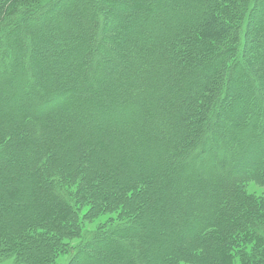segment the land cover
<instances>
[{"label": "rangeland", "instance_id": "rangeland-1", "mask_svg": "<svg viewBox=\"0 0 264 264\" xmlns=\"http://www.w3.org/2000/svg\"><path fill=\"white\" fill-rule=\"evenodd\" d=\"M30 1H33L34 4V0ZM76 1L78 0H62V3H64L62 9H60L62 5L52 10L50 5H46V10H50L47 16L39 14V10L42 11L43 9H35L33 12L27 11L24 14H21L23 9H20L13 15L9 3L0 4V8L3 5L5 7L2 8L0 16V49L10 48L11 51H15V37L17 36H19V40L24 42L21 52V57L24 60L23 65L17 67L14 63V66L17 67L15 68L12 67L13 64L11 63L10 68L11 70L13 68V71L8 73L7 81L2 85L3 92L0 94V132L5 137L3 141H0V152L9 153L11 158L7 166L5 165L6 162H2L3 160L0 159V264H138L139 262L152 264L158 259L163 260V256L158 258L161 253L165 255V263H167L168 258H173L174 261L171 264H174L175 261H180V258H191L181 254L182 249H185L186 246L187 250L196 253L197 257L195 256V260L191 259L189 261L187 259L188 261L178 262L177 264H212L206 256L212 254L214 250L212 246L215 241L210 242L205 236L202 235V237L200 231L218 223L224 224L225 228L227 224H231L232 220L226 223L220 221L221 211L219 212V210L229 206L224 203L225 197L229 203L233 201V210L239 198V192L244 193L246 198L264 201V153L262 156L260 153L263 151L260 149L255 150V146L262 143H255L253 141L255 137L251 134V126L256 120L255 114L257 108H259L258 103L261 102V105H264V63L255 64L253 62L256 58L255 55L251 57L248 56L249 54L246 55L244 62L245 60L248 61L251 72L249 71V76L244 77L245 71L242 68L238 70V66L235 68L238 75L243 78H240L241 82L235 84L233 94H231L230 89L232 88L230 85L228 96L223 102L219 97L222 95L221 85L224 83L222 81L225 79V73L219 76L217 79L219 82H216L217 85L214 83L215 86L204 87L205 82L203 83L202 79L197 80L198 86L195 88L197 92L192 93V95L189 94L190 96L181 94L180 88L184 87L183 81L176 79L177 73L173 71L171 66H167L166 59L160 61L159 75L156 76L157 73L154 72L151 77L153 80L151 86H155L151 88V92L154 93V97L162 99L160 103L166 100H182L180 101V110L175 106L174 112H172L185 119L183 122L186 125L182 123V130H179L181 133L185 131L187 133L180 134V136H184L182 145L191 144V142L194 144V140H196V142H200L195 144L200 149L201 147L204 149H202L203 152L198 148L191 150L188 154H181L179 159L169 156L164 163L166 165L165 169H171L170 178L168 179L175 182L174 186L178 188V192H181V196H184L176 199L174 194L178 192H173L174 194L171 193L170 202L167 201L166 203L174 209L171 210L172 220L178 219L173 227H182L180 224L184 220L192 222L193 225L185 232L186 235L183 234L184 237L177 231L170 232L164 229L166 228V222H164V219H161V222L159 221L161 218L160 212H158L159 215L153 213L151 216L149 214L139 216L141 212L138 206L152 210L151 206L154 200L151 201V198L144 199V201L138 199L123 201L120 200V194L115 196L117 190L114 191L115 193L113 192L115 188L113 187L114 184L112 185L113 182L109 180V183H107L106 173H108V170L105 168L106 163L126 165L128 162L125 160V155L122 154V148L118 150L119 152L116 149V152V144L111 142L109 138H106V140L110 146H113L111 149H114V151L106 153L99 151H96V153L92 147L87 145L82 148L78 143L74 144L73 141L69 146L62 147L63 145L59 143L60 140H57L56 146H52L48 155L51 158L50 161H47L49 158H46L48 166L42 167V165L36 163L38 158L35 159L33 156L40 149L38 141L43 138L40 132L42 133L41 129L44 127H40L36 120L42 112L38 107L45 105L46 109L44 111L55 105L60 106L61 109L65 106L69 107V102L75 99L77 92L72 93L71 89H74L76 85L68 80L63 82L61 86H57L58 92L49 93L46 88L48 85L52 86L50 81L52 78L49 76V78L43 80L41 76H36L34 74V62L42 61L43 57H48L49 61H55L63 55H70L77 50L80 42L77 39L72 41L70 38L65 39L63 36H58L53 43L47 44L45 39L50 37V33L55 28L61 26L66 31L72 30L76 36H85L86 31L91 30L94 32L95 37L89 36L93 40L89 39V45L82 46V50L86 49L88 54L84 55L82 60H78L76 64L79 66V62H83L87 67H93L90 70V73L94 75L89 79L91 84L99 82L105 73L108 74V69L113 72L112 77H114V80L116 78L119 80L123 75L120 71L128 66L132 54L140 51L142 45L145 44V42H141L146 41L145 39L149 35L151 36L146 45L153 43L151 39L153 36L155 42L159 39L162 41L167 38L166 36L170 32L178 31L184 26H187L186 28L194 26L198 23L197 21H200V23L205 22L207 24L205 28L208 30L213 15L208 13L200 15V11L203 12V10H197L198 8L196 9L195 5L189 3H183L182 7L180 6L181 9H178V6L168 5L170 10H179L181 16L175 18L176 20L171 18L172 21L167 22L168 19L163 14H166L168 7L164 8L160 14L157 12L155 16H148V19L142 17V12L128 8V5H126L128 0L119 1L118 5L120 7L117 6V9H115L113 25L109 31L111 38L121 41L122 49L121 51L118 49L116 52L113 45L105 42V40L101 41V37H99L103 28L106 27V22L100 24L96 20L90 25V29L85 31L87 26L85 24L86 16H88V13H95L97 10V13L102 15L104 12L102 5H98L96 7L98 9H91L92 6L90 5L86 11H80L72 6ZM84 1L86 0H81V2ZM144 1L150 3L151 6L155 3L158 4L155 0ZM236 1L240 9H232V14L236 17V21L232 23L236 27H240V30L233 32L234 35L238 36L243 33L241 28L244 25L250 1ZM236 1L234 0V2ZM97 2L99 3V0ZM161 5L163 4L159 2V6ZM9 16L13 18L10 21L7 20ZM65 16H68L66 23H58L56 18H65ZM261 16L263 15L260 14ZM260 17L259 21H256L257 23L264 19H260ZM97 18L99 17L97 16ZM118 19L119 21H117ZM204 31L201 35L202 38H216L215 34L212 36L209 31ZM104 34L105 31L102 32V35ZM252 38L253 34L250 36L251 40ZM62 43L64 44L63 47ZM162 45L164 46L163 43ZM217 45L224 46L226 43L217 41ZM112 52L117 55L115 58L110 57L113 54ZM1 54L5 56L2 51ZM159 57L161 58L162 55L160 54ZM138 59L150 62V56L145 53ZM2 62L4 63V61ZM9 63H6L7 66H10ZM229 63L232 64L233 62L230 60ZM57 66L55 63H51L46 66V70L52 72ZM195 69L197 68L194 67L192 71ZM248 70L250 69L248 68ZM17 72L19 73L17 74ZM73 72L74 69L71 73ZM145 81L142 78V81L139 82L143 84ZM27 87L29 89H26ZM34 87L38 91L40 90L39 92L42 91V95L38 98L31 91ZM209 87L211 88L209 89ZM67 89H69V94L64 99L59 98V100L57 94L63 93ZM208 90L210 91L208 92ZM126 96H122L123 100L120 102V111H123L125 115L127 113L132 115L140 113L142 109L148 112L149 97L144 98L139 95L138 99L134 98V100L127 101ZM240 100L248 101L249 107L247 109L241 108L237 113H234L232 109ZM127 103H130L131 107L133 106L131 110L126 107ZM250 106L253 107L252 110L254 109L251 113L248 111ZM27 107L30 115L24 118L23 115L20 116L18 113L25 111ZM258 111L264 112L263 109ZM89 115L92 116L91 113ZM78 117L72 118L71 115L68 123L73 127L80 123L77 129L78 133H82L81 139L84 140L86 133L94 130L92 129L93 125L88 123L91 119L85 114L82 115V119L90 124L88 126L86 123L77 122ZM106 121L108 126H113L109 120ZM95 124L97 125V123ZM13 128L18 131L21 130V134H11V131H14ZM166 128H169V133H171L170 127ZM72 129L70 127V133ZM52 131L51 133L55 135L52 139L58 138L56 132ZM109 131L115 133L117 129L111 127ZM118 138L121 139V137ZM26 141L37 143L36 146L31 145L33 149L30 152H28V149H24L23 142ZM248 144H250L249 147L252 146V151H255L249 152V147L245 150ZM61 158L62 161L58 162V159L61 160ZM128 161L130 167L136 166L135 161ZM259 163L261 165L258 168L263 171L253 174L252 171ZM253 165L254 168H252ZM17 169H20L22 177H17ZM130 171L137 174L139 168H130ZM38 174H42L43 177L39 178ZM112 177H115V175L112 174L108 178L111 179ZM96 179L106 180V188L97 191L98 188L94 187L95 183H98ZM125 180L127 179L122 181ZM62 181H66L70 187L68 190H72L75 194L73 203L76 204L75 206L70 205L71 212L67 210L66 206H63L64 204L59 207L61 211H58V208L56 209L58 203L67 202L64 197L60 202H58L60 199L57 200L56 198L57 196L61 197V191L63 190L59 188V184ZM231 181L235 186L231 190L233 198L228 193L223 195L224 198L220 200L219 196L221 192H224L222 189L228 190ZM195 182H197V185ZM85 184L89 189L85 187ZM110 185L112 186L110 187ZM190 186L191 188L194 186L195 189L190 190ZM65 188L67 187L65 186ZM48 189H51V191L49 190L51 193L45 194L44 191L48 192ZM81 190L84 192H81ZM95 192L97 194L101 193V195L94 200L92 196ZM217 198L219 202H217ZM120 203H124L126 208L121 206ZM57 215L61 216V224L55 222L54 218ZM87 241L96 242L98 245L96 250H92L91 247L84 249L83 247ZM71 249L77 252L80 251L75 259L71 257L73 253L70 254ZM238 250L240 248L232 249L235 252L233 262L234 264H244L243 255ZM85 252L87 257L84 258ZM167 253L170 254L167 256ZM168 260L171 261V259Z\"/></svg>", "mask_w": 264, "mask_h": 264}, {"label": "trees", "instance_id": "trees-1", "mask_svg": "<svg viewBox=\"0 0 264 264\" xmlns=\"http://www.w3.org/2000/svg\"><path fill=\"white\" fill-rule=\"evenodd\" d=\"M97 1L98 0H86L84 2H81V0H78L73 3L72 6L74 8H78L80 11H86L90 5L92 6L90 7L91 9L96 8L98 5H102V8L104 10L102 15L97 13V10L95 13H88V16H86L85 24L87 26L85 31L87 29H90V25L96 20H98L100 24L106 22V27L103 28V31H101V35H99V37H101V41L105 40V42L113 45V48L114 50H116V52L118 51V49H120L121 51V41L119 42V39L115 40L111 38L109 36V31L111 30L110 27H112L113 25V14L115 13V9H117V6L120 7V5H118L119 1L122 2L123 0H99V3ZM249 1V10L245 22L243 23L244 25L241 28V32L243 33L236 36L233 32L240 30V27H236L232 23L236 21V17L232 14V9H237L239 7L237 5V1L155 0V2H158V4L155 3L151 6L150 3L148 4L144 0H128L126 4L128 5V8H132L134 9V11L137 10L142 12V17L144 18H148V16H155L157 15V12L158 14H160V12L164 8L166 9L168 5L178 6V9H181V5H183V3H189L190 5H195V8H198L197 10H203V12L200 11V15H203V13H208L210 15L212 14L213 20L211 21V25L208 30L205 28V26H207L205 22L200 23V21H197L198 23L194 26H190L188 28H186L187 26H184L178 31L170 33L167 32L169 33L166 36L167 38L162 41H160L159 39L155 42L153 36V38H151L153 43L146 45V42L151 36L149 35V37L145 39L146 41L141 42H145V44L144 46L142 45L140 51H136L135 54H132L131 58L128 61V66L120 71L123 74L122 78H119L120 81L117 78V81L114 80V77H112L113 72L111 71V69H108V74L105 73L104 77L99 82L91 84L89 82V79L94 75L90 73V70H92L93 67H87L83 62H79V66L76 64L78 60L80 61L83 59L84 55L86 56L88 54V51L86 49L82 50V46L84 47L86 45H89V39L91 40L95 37L93 31H86L85 36H76L75 32L72 30L66 31V29L61 26L55 28V30L50 33V37H48L47 39L44 38L47 44H51V42L53 43V41L56 40L58 36H63V38L65 39L70 38L71 41L77 39V41L80 42L78 44V47L75 46L77 47V50L70 55H63V57L56 59L55 61H49L48 57H43L42 61H39L38 63L34 62V74L36 76H41L43 80H46L47 77L49 78V76H51L50 78L52 79L50 81L52 83V86L48 85L46 88L49 93L58 92L59 89H57V86H61L63 82L71 80L73 82V85L76 86H74V89H70L72 90V93L76 91L77 96L73 101L69 102V107L65 106L63 109H61L60 106L55 105L54 107H51L50 109L44 111L46 109L45 105L39 107L37 106L38 109L42 112H40L36 120L40 124V127H44H42L41 129L42 133L40 132V135L43 138L41 141H38V147L40 149L33 156V158L35 159L38 158V161H36V163H39L40 165H42V167L48 166V163H46V158H49L48 155L51 152L52 146H56L57 140H60L59 143L63 145L62 147L66 145L69 146L73 141L74 144L78 143V145H80L82 148L87 145L88 147H92L95 152L99 151L106 153L108 151H114V149H111V147L113 146H110L109 142L106 140V138H109L111 142L116 144L115 151L116 149L118 151L120 148H122V154L125 155V160H127L128 162L126 163V165H122L120 163L118 165H112L110 163H106L105 168L106 170H108V173H106V178L108 179L107 183H109V180L113 182L112 185L114 184L113 187H115L113 189V192L117 190V194H115V196H119L120 194V200L123 201H135L137 199L144 201V199L151 198V201L154 200L151 206L152 210L150 211V209H144L143 206H138L139 211L141 212L139 213V216L148 214L151 216L153 213L157 214L158 212H160L161 218L159 219V221L161 222V219H164V222H166V228H164L165 230H169L170 232L177 231V233H180V235H186L185 232L188 231V228L190 226L193 227L192 222L184 220L182 224H180L182 225V227H173V225L178 222V219H175L174 221L172 220L171 210L174 209L171 208L170 204L166 205L167 201L170 202L171 193H177L178 188L174 186L175 182H173L172 179H168L170 178L169 175L171 169H165L166 165H164V163L168 160L167 158L169 156H174V159H179L181 154L185 155L188 154L191 150L197 148L200 149L195 144H199L200 141L196 142V140H194V144H192L191 142V144L188 143L182 145L184 136H180V134L183 135L187 133L186 131L181 133L179 130H182L181 125H186L183 122L185 119L184 117L177 116L176 114L172 113L174 112L175 106L180 110V101L182 100H166L165 102L160 103L162 102V99L160 100V98L154 97V93L151 92V88L155 87L151 86L153 84V80L151 77L153 76L154 72L157 73L155 74L156 76L159 75L158 68L160 66V61L162 59H166L167 66H171L173 68V71L177 73L176 79H180L183 81L184 87L180 88L181 94L192 95V93L197 92V90L195 89L198 86L197 80L202 79V82H205L204 87H207L209 85L215 86V84L217 85L216 82H219L217 80L219 76L225 73V79L224 81H222L224 83H222L221 85L222 95L221 97H219L221 102H223L228 96L227 94L228 90L230 89V85L232 88L230 89L231 94H233V88L235 87V84L241 82L240 78H243L242 76L240 77V75H238L237 69L235 68L237 66L238 70H241L242 68L245 71L244 77H247V75L249 76V71L251 72V67L248 61L245 60L244 62V57H246V55L249 54L248 56L250 57L255 55L256 58L254 57L255 59L253 61L255 64L264 63V19L259 23L256 22L259 21L260 14L263 15L260 17V19L264 18V0ZM159 2L163 5L159 6ZM1 3H9V8H12L13 15H15L16 11H20V9H23L21 10V14H24V12L26 13L27 11L33 12V10L35 9H43L42 11L39 10V14L47 16L50 10H46V5H50L51 10L58 8V6L60 5H62L60 9H62V7L64 6L62 0H34V4L33 1L30 0H0V4ZM2 8H5L4 5ZM2 8H0V16L2 13ZM163 15L168 19L167 22H171V18L175 19L181 16L179 10H170L169 7L166 14ZM97 16L99 18H97ZM67 17L68 16H65V18L60 17L56 19L58 20V23L65 24ZM12 19L13 18H11L10 16L9 18H7L8 21ZM117 21H119V19ZM204 30L209 31L212 36L215 34L216 38H202L201 35L205 32ZM104 31L105 34L102 35V32L104 33ZM250 33L251 35L253 34L254 39L252 38V40L250 39ZM118 35H120V33H118ZM89 36H92V38H90ZM15 40V51H11L10 48H7L6 50L0 49V94L1 92H3L4 88L2 85L7 81L6 77H8V73L13 71V68L12 70L10 68L12 64V67L15 68L23 65L24 60L21 57V52L24 47V45H22L24 42L19 40V36L15 37ZM217 41L226 43V45L218 46ZM162 43L166 47H164ZM63 45L64 44L62 43V47ZM9 50L11 51L10 53ZM1 51L5 53V56L1 54ZM144 53L147 56H150V62H148L147 60L145 61L138 59ZM160 54L162 55L161 58L159 57ZM116 56L117 55H114L113 53L110 57L115 58ZM230 60L233 62L232 64L229 63ZM2 61H4V63ZM5 62H10V66H7ZM14 63L17 67L14 66ZM51 63H55L56 65H58L52 72L46 70V66ZM63 67H66L67 70ZM194 67H196L197 69L192 71ZM248 68L250 70H248ZM72 69H74L73 73H71ZM18 73L19 72H17V74ZM142 78L143 81L146 80V83L144 82L143 84H141L139 82L140 80L142 81ZM141 85H143V87H141ZM210 88L211 87H209V89ZM26 89H29V87H27ZM31 91L37 98L42 95V91L39 92L40 90L38 91L35 87ZM209 91L210 90H208V92ZM67 94H69V89L64 90L63 93L57 94V98L64 99ZM124 95H127V101L134 100V98L138 99L139 95L140 97L143 96L144 98L149 97L150 102L148 105V112H146V110L143 111L142 109L140 113H136L133 115L127 113V115H125L123 111H120V102H122V96ZM152 97H154V99H152ZM231 97H233V95H231ZM233 99L235 100V98ZM126 107H129L128 110H131L133 108V106L131 107L130 103H127ZM248 107V101L240 100L233 107L232 111L234 113H237L239 110H241V108L247 109ZM258 107L259 108H257L255 114L256 120L252 123L251 126V134L253 135V137H255L253 139L255 143L257 142L264 144V112L258 111L260 109L264 110V105H261L260 102L258 103ZM252 108L253 107L250 106L248 110L250 113L254 111V109L252 110ZM83 113L85 114V116L90 117L91 120H89L88 123H92V129H94L89 133L85 132L86 135L84 140L81 139L82 133H78L77 129L78 125L80 126V123H78V125L75 127H73L72 125L70 126V124L68 123L69 117L71 115L72 118L79 116L77 118V122L80 121L81 123H86V120L82 119V115H84ZM90 113L92 114V116L89 115ZM18 114H20V116L23 115L24 118L28 117L30 115L28 107L25 108V111H21ZM106 117H108V119H106ZM106 120H109L110 124L113 126H108ZM95 123H97V125ZM88 125L90 124H87V126ZM168 126L170 127L172 134L169 133V128H166ZM70 127L73 128L71 133ZM111 127L112 129L116 128L117 131L115 133H110L109 129ZM50 129L54 130V132H56V135H58L59 137H55V139H52L55 135L51 133L52 130L50 131ZM20 132L21 130L18 131L17 129H14V131H11V134L13 133L14 135H18V133L21 134ZM49 133L51 134L50 136ZM2 134L3 133L0 132V141H3V138H5ZM118 137H121V139H119ZM23 143V146L25 147L24 149H28V152L33 149V147L31 148V145L36 146L37 144L35 142L27 141ZM262 144L258 145L260 147L255 146V150L260 149L261 151H263L262 153H260V155L263 156L264 145ZM249 145L250 144L246 146L245 150L249 148L251 149L252 146L249 147ZM202 149L203 148L201 147L200 151ZM250 149L248 151L251 153L255 151H252V149ZM203 150L201 152H203ZM3 152L4 151L0 152V159L1 161L3 160L2 162H6L5 165L7 166L11 158L9 153L5 154ZM4 154L6 157L4 156ZM50 159L51 158H49V160L47 159V161H50ZM128 160L135 161L136 166L133 165V167H130L131 165L129 166L130 163ZM61 161L62 158L61 160L58 159V162ZM44 163L45 165L43 166ZM260 165L261 164L259 163V165H257V167L255 166V168L254 165L252 166V168H254V170L252 171L253 174L258 171H263L262 169L258 168V166L260 167ZM137 167L139 168V172L137 174H135L136 172L132 173L130 171V168L135 169ZM246 173L248 174L249 172ZM109 174H113L115 175V177L109 179ZM38 176L39 178L43 177L42 174H38ZM17 177H22L20 169H17ZM18 179L20 180L21 178ZM124 179L127 180L122 181ZM105 181L97 180L98 183H95L94 185L95 188H98L97 191H101V188L105 187ZM18 182L20 183V181ZM57 182L59 181L57 180ZM231 182L232 183L228 187V190L222 189L224 192H221V195L219 196L220 200L221 198H224L223 195H227L228 193L231 194L233 198V193L231 192V190L235 186L233 184V181ZM195 184L197 185V182H195ZM112 185H110V187ZM65 186L67 188H65ZM194 186L192 188L190 186V190H194ZM59 188H62L63 191L60 190L62 192L61 197H56L57 200L60 199L58 202L63 200V197L67 199V202L58 203L56 209L58 208V211H61L59 207L64 204L63 206H66L67 210L71 212L72 210L70 208V205L73 204L75 206L76 204L73 203L75 194H73L72 190H68V188L70 187L68 186L66 181H62L61 184H59ZM87 189H89V187ZM49 190L51 191V189H48V192L44 191V193H51ZM81 192L84 191L81 190ZM180 193L181 192L179 191L177 194H174L176 196V199L179 197H184L181 196ZM99 195H101V193L97 194L95 192L92 197H94L95 200L99 198ZM244 195V193L239 192V198L236 201L234 210L232 205L233 201L229 203L227 201L228 199H226L225 197L224 203H227V205L229 206L223 208V210H219V212L221 211L220 221L226 223L227 221L232 220L231 224H227V227L225 228L224 224L218 223L214 226L207 227L200 231L201 236H205L206 239H208L210 242L215 241L214 245L212 246L214 247L212 254L206 256L209 258V261H211L212 264H234L233 261L235 258V252L232 251V249L234 248H240V250L238 251H240V253H242L241 255H243L242 257L244 264H264V201H255L250 198H246ZM219 199L217 200V202H219ZM120 205L126 208L124 203H120ZM54 219L56 220V223L61 224V216L57 215ZM185 235L183 236L185 237ZM86 247H91L92 250H96V247H98V245L96 244V242L87 241L83 248L85 249ZM79 252L71 249L70 254L72 253V259H75L78 256ZM193 253L191 252V250L188 251L186 246L185 249H182L181 254L182 256L186 255L190 256L191 258H180L181 260L175 261L174 264L188 260L191 261V259L195 260V256L197 257V255L196 253ZM169 254L170 253H167L166 255L168 256ZM161 256H163L162 261L158 259L152 264H171V262L174 261L173 258H168L166 256V258L171 259V261L167 259V263H165V255H162L161 253L158 255V258H161ZM85 257H87L86 252L84 253V258ZM138 264L142 263L139 262ZM145 264L147 263L145 262Z\"/></svg>", "mask_w": 264, "mask_h": 264}]
</instances>
